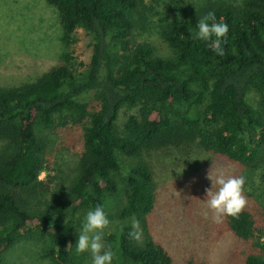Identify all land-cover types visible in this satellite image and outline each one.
<instances>
[{"label":"trees","instance_id":"16d2710c","mask_svg":"<svg viewBox=\"0 0 264 264\" xmlns=\"http://www.w3.org/2000/svg\"><path fill=\"white\" fill-rule=\"evenodd\" d=\"M45 2L56 9L67 46L78 28L85 31L91 57L83 79L66 53L36 79L0 87V264L6 250L36 231L50 242L52 264H77V213L117 191V152L138 159L157 149L203 150L259 170L264 185V0L187 3L154 26L170 56L136 41L137 30L150 25L145 0ZM209 11L229 28L223 56L194 38ZM138 106L139 116H129L119 133V111ZM65 111L86 116L81 150L66 171L40 179L48 172L43 132ZM155 189L152 168L139 159L115 216L123 225L106 237L113 264H174L150 233ZM134 219L143 233L139 243L129 237ZM262 220L244 210L225 217L228 231L255 252L247 264H264Z\"/></svg>","mask_w":264,"mask_h":264},{"label":"rangeland","instance_id":"374dc122","mask_svg":"<svg viewBox=\"0 0 264 264\" xmlns=\"http://www.w3.org/2000/svg\"><path fill=\"white\" fill-rule=\"evenodd\" d=\"M196 1L145 0L150 9L147 16L150 25L146 30H137L136 41L150 43L163 55H169L154 26L159 20L179 15L187 3ZM74 37L75 43L69 46L63 42L58 13L45 0H0V87L18 86L36 79L61 63L66 53L74 58L70 63L72 70L83 79L91 57V41L81 28ZM249 99L255 106L256 96L252 91ZM93 108H96L95 103L89 110ZM139 111L140 106L123 107L118 114L117 131L121 133L128 117L139 116ZM85 118L74 111H65L56 115L52 126L44 130L48 172H42L40 179L66 171L77 159L82 147L80 123L84 124ZM117 156L120 165L119 173L114 176L117 191L104 195L101 201L111 222L104 236L106 248V237L123 225L115 216L125 200V177L140 159L150 165L155 180L154 209L148 217L150 233L174 264H247L248 256L255 252L228 231L225 217L220 223L214 221L205 199L207 190L212 188L211 179L215 181L218 171L243 176L247 198L244 211L256 220L264 219V185L259 170L198 149H157L143 152L138 159L121 152H117ZM90 209L93 208L85 207L77 213V239ZM35 234L31 239L24 235L6 250L1 264H52L46 256L50 248L47 236L39 231ZM260 259L264 261V251ZM76 263L91 264V254L76 252Z\"/></svg>","mask_w":264,"mask_h":264},{"label":"clouds","instance_id":"9594fccd","mask_svg":"<svg viewBox=\"0 0 264 264\" xmlns=\"http://www.w3.org/2000/svg\"><path fill=\"white\" fill-rule=\"evenodd\" d=\"M194 38L208 44L218 56L224 55L223 43L228 36V25L218 21L214 11H209L201 17L196 25ZM212 188L207 190L206 204L213 213L215 222L220 223L224 217L238 218L247 206L244 195L246 183L243 176H229L223 170L218 171ZM215 188V190H213ZM110 220L103 204L90 209L85 217L81 231L75 244L78 254L90 253L91 264H113L114 253L104 244L106 230L110 227ZM129 237L134 242L142 241V230L138 220H133Z\"/></svg>","mask_w":264,"mask_h":264}]
</instances>
